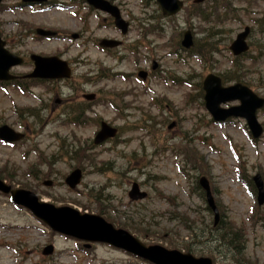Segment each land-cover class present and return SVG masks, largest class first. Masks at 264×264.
Wrapping results in <instances>:
<instances>
[{"label":"rangeland","instance_id":"obj_1","mask_svg":"<svg viewBox=\"0 0 264 264\" xmlns=\"http://www.w3.org/2000/svg\"><path fill=\"white\" fill-rule=\"evenodd\" d=\"M17 1L5 0L0 9V37L7 48L22 56H58L72 63V77L62 84L31 86L24 93L0 89V126L26 132L13 147L0 143V179L55 206L100 215L146 245L208 257L213 264H264V205L256 206L246 185L257 174L264 182V133L253 143L243 120L210 124L196 86L209 73L232 74L228 46L248 26L250 51L242 65L233 67L239 77L229 83L242 81L264 97V53L258 52L264 46V0H208L201 9H192V0H182L185 11L170 21L160 19L148 0H113L130 23L125 36L103 22V15H87L75 4L65 10L14 9ZM211 2L221 9L216 12L219 19L195 17L199 11L210 14ZM149 17L156 27L152 36L142 28ZM186 28L193 31L198 59L176 53V41ZM35 29L56 32L59 38L41 39ZM71 34L82 38L71 39ZM105 38L123 43L112 56L96 48ZM151 61L160 65L159 71L138 82L137 69L149 72ZM101 67L116 76L98 81ZM169 73L187 85L171 83ZM87 93L97 97L81 112L75 105L83 104L81 97ZM73 117L80 122L71 123ZM257 119L264 127V109ZM99 120L121 127L122 134L115 144L85 153ZM139 123L147 129L135 128ZM69 141L78 147L76 156H64ZM73 167L83 176L71 191L63 178ZM201 176L220 211L218 227L240 235L238 253L219 242L218 227L213 228V218L194 188ZM47 180L51 187L42 185ZM132 182L147 193L144 200H128ZM0 233V246L2 240L9 243L0 250V264H144L105 246L82 250L81 243L51 234L1 195ZM49 244L53 252L44 257L41 250Z\"/></svg>","mask_w":264,"mask_h":264},{"label":"water","instance_id":"obj_2","mask_svg":"<svg viewBox=\"0 0 264 264\" xmlns=\"http://www.w3.org/2000/svg\"><path fill=\"white\" fill-rule=\"evenodd\" d=\"M1 1V0H0ZM25 3L35 0H22ZM89 5L101 11L108 12L114 20L116 28L120 29L121 33L126 32L127 24L120 19L119 11L116 7L111 6L104 0H86ZM160 5L161 12L164 16H172L177 13L182 7V3L178 0H156ZM203 0H195L196 3ZM39 35L50 36L52 33L37 30ZM248 34V29L237 35L232 43L230 50L234 55H239L247 50L244 42ZM116 41L103 40L100 45L103 47H113L118 45ZM182 46L189 48L192 45V40L189 32L184 34ZM34 61V71L30 77L41 79L67 78L70 71L65 62H62L56 57L42 58L32 56ZM21 60L2 49L0 42V80H10L8 70L11 66L20 64ZM156 66L153 65V69ZM145 77L144 73L139 74ZM205 91L204 101L205 108L209 111L215 121H224L228 117H241L246 120L247 126L254 138L261 134V128L258 125L255 117L257 109L261 108L264 100L257 97L249 88L235 84L233 86L222 88L220 79L208 75L203 82ZM86 99H92V96H86ZM238 100L240 105L228 109H221L220 104L229 101ZM116 130L108 127L105 123L101 124V130L95 137V143H100L107 138L114 137ZM21 136L14 134L8 127H0V139L5 141L18 140ZM81 177L80 171L74 170L65 179V184L73 189L79 183ZM258 190V204L264 202V193L262 182L259 176L253 178ZM202 187L206 191V197L209 207L214 212V224L218 221V212L214 206L207 183L201 180ZM0 190L9 192V188L0 183ZM13 201L23 207L29 209L36 217L47 224L53 231L73 238L89 241V242H105L117 248L126 250L138 257L148 260L154 264H212L210 259L195 258L190 254H183L175 250H167L160 246L145 247L136 239L122 230H115L110 224L104 222L100 217L82 215L79 212L69 207L56 208L49 204H42L37 201L35 195L24 190H15L11 192ZM131 200H140L145 197V193L138 190V186L133 184L132 189L128 193ZM51 247L44 249L43 254H50Z\"/></svg>","mask_w":264,"mask_h":264},{"label":"trees","instance_id":"obj_3","mask_svg":"<svg viewBox=\"0 0 264 264\" xmlns=\"http://www.w3.org/2000/svg\"><path fill=\"white\" fill-rule=\"evenodd\" d=\"M200 14H201V18H203L204 20L206 19V17H209V14L203 12V11H200ZM210 18H215L216 20L219 19V16L217 14H215L214 16H210ZM262 23L264 24V19L262 21ZM212 49V48H210ZM258 52H262L264 53V46L260 47L258 49ZM243 58L241 57L240 59L239 58H235L233 59L232 61V66L231 68L229 69V71L232 72V74H229L226 76L223 75V73L221 74L222 78H224V81H233L235 77H239V75L237 74L236 70L233 68H237L239 65H242L241 64V60ZM72 154H74V156L77 155V150L75 151L73 148H70V151H64V156L65 157H69L71 156ZM209 230H212L211 227H209ZM220 231H222V234H220ZM219 234V242L221 243L222 246H224L225 248H229L231 250H233L235 253H238L240 251V249L242 248L241 245L238 244V241L240 239V235L239 234H232L231 230L228 229L227 227L224 229H220L218 232Z\"/></svg>","mask_w":264,"mask_h":264}]
</instances>
